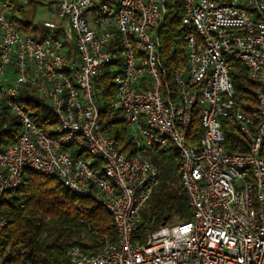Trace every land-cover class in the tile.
Returning a JSON list of instances; mask_svg holds the SVG:
<instances>
[{
    "label": "built area",
    "instance_id": "1",
    "mask_svg": "<svg viewBox=\"0 0 264 264\" xmlns=\"http://www.w3.org/2000/svg\"><path fill=\"white\" fill-rule=\"evenodd\" d=\"M13 1L0 0V108L20 131L0 147V202L28 170L55 175L73 197L102 206L116 239L105 237L95 253L67 247L69 264H264V0H178L186 69L175 72L173 86L158 39L167 0H52L44 36L13 24ZM234 63L246 70L252 102L235 99ZM109 66V107L135 144L130 157L116 146L94 97L93 80ZM26 87L49 105L53 126L36 124L20 105ZM194 111L203 133L191 145ZM229 113L247 153L224 147L221 119ZM148 146L176 151L190 218L140 243L132 236L158 184L140 151ZM6 224L0 217V232ZM8 257L0 241V264Z\"/></svg>",
    "mask_w": 264,
    "mask_h": 264
},
{
    "label": "trees",
    "instance_id": "2",
    "mask_svg": "<svg viewBox=\"0 0 264 264\" xmlns=\"http://www.w3.org/2000/svg\"><path fill=\"white\" fill-rule=\"evenodd\" d=\"M24 7L25 4L20 0L13 1V24L22 33L36 34L40 31V36L48 34V30L41 28V22L34 23L28 17V11ZM179 12L178 0H167L165 24L158 30L160 63L165 72V81L170 86H173L175 72L186 69ZM114 74V67L109 66L93 80L94 97L100 106L102 120L109 123V133L116 146L130 157L136 151L135 144L128 131L116 121L115 113L109 107L114 93ZM230 75L235 99L239 102H252V87L244 67L234 63ZM18 101L36 124L45 127L55 124L49 105L29 88L23 90ZM221 127L227 152H248V144L238 133L231 113L221 119ZM19 131L16 117L1 107L0 147L12 142L13 136ZM202 133L198 114L194 111L187 136L188 143L196 145ZM140 151L158 172V184L152 193L151 205L142 211V219L132 236L133 240L142 243L149 233L161 226L164 219L165 224H168L173 216H177L180 221L188 220L190 209L187 196L178 181L180 161L176 151L173 148L163 151L155 146L144 147ZM71 154L91 162L95 169L100 166V162L93 161L88 154H80L74 149ZM0 217L7 222L0 232L1 244L9 250V257L4 264H69L67 247L78 245L88 252L95 253L100 250L105 237L111 241L116 239L111 215L89 198L73 197L55 175L24 171L18 188L4 193L0 202Z\"/></svg>",
    "mask_w": 264,
    "mask_h": 264
},
{
    "label": "rangeland",
    "instance_id": "3",
    "mask_svg": "<svg viewBox=\"0 0 264 264\" xmlns=\"http://www.w3.org/2000/svg\"><path fill=\"white\" fill-rule=\"evenodd\" d=\"M25 4V10L28 11V17L34 23L50 21L54 17V5L51 0H20ZM105 1V0H99ZM151 205V200L145 205L144 209ZM180 221L177 216H173L168 224Z\"/></svg>",
    "mask_w": 264,
    "mask_h": 264
},
{
    "label": "water",
    "instance_id": "4",
    "mask_svg": "<svg viewBox=\"0 0 264 264\" xmlns=\"http://www.w3.org/2000/svg\"><path fill=\"white\" fill-rule=\"evenodd\" d=\"M163 225H165V219H164V221L161 223V226H163Z\"/></svg>",
    "mask_w": 264,
    "mask_h": 264
},
{
    "label": "crops",
    "instance_id": "5",
    "mask_svg": "<svg viewBox=\"0 0 264 264\" xmlns=\"http://www.w3.org/2000/svg\"><path fill=\"white\" fill-rule=\"evenodd\" d=\"M52 1V0H51ZM53 2V1H52Z\"/></svg>",
    "mask_w": 264,
    "mask_h": 264
}]
</instances>
